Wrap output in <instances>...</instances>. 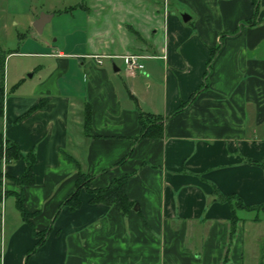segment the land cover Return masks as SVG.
I'll use <instances>...</instances> for the list:
<instances>
[{"label":"crops","instance_id":"crops-1","mask_svg":"<svg viewBox=\"0 0 264 264\" xmlns=\"http://www.w3.org/2000/svg\"><path fill=\"white\" fill-rule=\"evenodd\" d=\"M60 11L81 14L60 46L28 54L0 40V134L35 156V182L20 186L25 160L0 155V264H264V217L237 209L232 236V206L214 194L264 204V0L257 13L249 0H81L50 21ZM218 45L207 86L178 112ZM24 54L43 63L9 81L6 61ZM134 54L144 68L132 75ZM141 112L163 117L162 136L139 138ZM81 173L92 190L127 177L131 211L85 188L70 210ZM33 230L47 231L37 248Z\"/></svg>","mask_w":264,"mask_h":264},{"label":"trees","instance_id":"trees-1","mask_svg":"<svg viewBox=\"0 0 264 264\" xmlns=\"http://www.w3.org/2000/svg\"><path fill=\"white\" fill-rule=\"evenodd\" d=\"M253 7L255 8L256 13L259 11L260 8V0H249ZM59 13H62L61 11ZM250 25H256V22L250 21ZM138 38H140L139 34H136ZM141 39V38H140ZM220 46L213 48L210 50V59L208 61V70L205 75V83L195 92L190 100L187 103H184L180 106L178 112L183 110L189 103H191L195 98L196 95L207 86V78L210 72V65L211 62L216 55V53L219 51ZM2 53H0L1 55ZM4 61L2 59V56H0V68H3ZM3 101V89L2 86H0V102L2 104ZM163 117L158 115H153L146 112L140 113V125H141V134L140 139L142 138H148V137H160L163 134V127L162 122ZM84 125L86 131L91 130V109L90 106L87 105L85 109V118H84ZM3 136L0 134V155L1 157H4L6 162H11L15 160L23 159L26 162V169L25 172L21 175L20 178L16 179V183L20 186H27L32 185L35 182V175H34V163H35V156L33 153H28L27 155H24L16 143L11 142L9 140L3 141ZM261 164H264V160L261 162ZM126 179L127 177H122L118 179H114L106 188L92 190L89 187V182L91 180L90 176H86L85 174H80L78 181H77V187L74 193L66 200L65 205L69 207L70 210H76L81 206V201L79 199L80 191L85 188L90 194L94 195V198L92 199V203H103L107 205L115 206L119 211H121L124 214H128L131 209L133 208L132 202H130L127 198L126 192H125V186H126ZM214 194L222 201L229 202L232 206V219L230 223V234L233 236L236 233L238 223L240 219L236 215V210H247V211H254L258 213L259 211H264V204L259 206H247L244 204V202L237 197L236 195H228V196H222L217 190H214ZM17 207L22 214V217L25 221L29 222L30 218L34 215L29 213L24 208V198L22 195L17 196ZM258 219V215L255 218ZM35 238H38L39 241L36 244V248L40 246L47 234V231L36 233L34 230L32 231Z\"/></svg>","mask_w":264,"mask_h":264},{"label":"rangeland","instance_id":"rangeland-1","mask_svg":"<svg viewBox=\"0 0 264 264\" xmlns=\"http://www.w3.org/2000/svg\"><path fill=\"white\" fill-rule=\"evenodd\" d=\"M81 0H2L4 11H0V25H6L5 29L0 27V40L2 46L8 50L20 51V53H41L49 51L54 45H62L66 38L72 39L70 33L76 30L80 24L81 14L77 13H57L38 32L33 23L43 14L54 13L64 10L72 5H76ZM68 50V49H67ZM118 62H122L118 60ZM43 63V59L35 54L20 55L12 57L6 61L3 73L9 81L13 80L14 71L22 68L24 76L32 73L30 68L34 64ZM0 73L1 69H0ZM5 145V142H4ZM264 217V211L254 213V215ZM252 215V214H251ZM251 226V225H249ZM261 229L264 227L259 225Z\"/></svg>","mask_w":264,"mask_h":264},{"label":"built area","instance_id":"built-area-1","mask_svg":"<svg viewBox=\"0 0 264 264\" xmlns=\"http://www.w3.org/2000/svg\"><path fill=\"white\" fill-rule=\"evenodd\" d=\"M99 64H102V56H94ZM144 58L142 55H129L126 56V69L129 74H136L138 71H141L144 68V65L140 62ZM5 160V158L3 157ZM6 161V160H5Z\"/></svg>","mask_w":264,"mask_h":264},{"label":"water","instance_id":"water-1","mask_svg":"<svg viewBox=\"0 0 264 264\" xmlns=\"http://www.w3.org/2000/svg\"><path fill=\"white\" fill-rule=\"evenodd\" d=\"M52 18V15L49 14H43L39 19H37L34 23V27L38 32H42L45 24L50 21ZM182 18L185 22H187L190 17L187 14H182Z\"/></svg>","mask_w":264,"mask_h":264}]
</instances>
